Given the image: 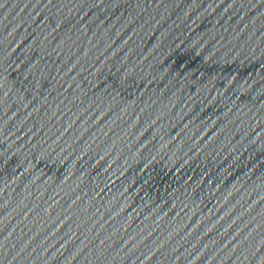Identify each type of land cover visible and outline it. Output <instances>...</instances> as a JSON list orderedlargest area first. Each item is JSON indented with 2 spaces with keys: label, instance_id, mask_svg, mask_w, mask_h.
<instances>
[{
  "label": "water",
  "instance_id": "obj_1",
  "mask_svg": "<svg viewBox=\"0 0 264 264\" xmlns=\"http://www.w3.org/2000/svg\"><path fill=\"white\" fill-rule=\"evenodd\" d=\"M0 264H264V0H0Z\"/></svg>",
  "mask_w": 264,
  "mask_h": 264
}]
</instances>
